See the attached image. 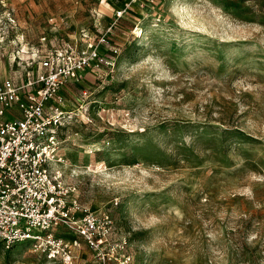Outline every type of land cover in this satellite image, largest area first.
Instances as JSON below:
<instances>
[{"label": "rangeland", "instance_id": "obj_1", "mask_svg": "<svg viewBox=\"0 0 264 264\" xmlns=\"http://www.w3.org/2000/svg\"><path fill=\"white\" fill-rule=\"evenodd\" d=\"M91 44L113 64L62 89V170L127 264H264V0H0V83ZM0 264L60 263L22 243Z\"/></svg>", "mask_w": 264, "mask_h": 264}, {"label": "built area", "instance_id": "obj_2", "mask_svg": "<svg viewBox=\"0 0 264 264\" xmlns=\"http://www.w3.org/2000/svg\"><path fill=\"white\" fill-rule=\"evenodd\" d=\"M90 48L31 58L21 77L0 83V246L28 243L50 262L76 264L86 244L100 264H127V240L114 241L110 209L83 205L62 170L60 128L72 113L63 108L62 89L93 60L113 64L97 45Z\"/></svg>", "mask_w": 264, "mask_h": 264}]
</instances>
